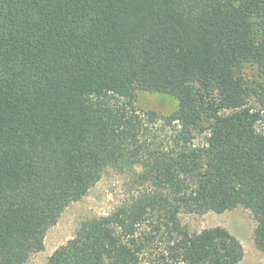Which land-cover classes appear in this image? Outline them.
I'll return each mask as SVG.
<instances>
[{
  "label": "trees",
  "instance_id": "16d2710c",
  "mask_svg": "<svg viewBox=\"0 0 264 264\" xmlns=\"http://www.w3.org/2000/svg\"><path fill=\"white\" fill-rule=\"evenodd\" d=\"M139 91L178 107L141 111ZM136 165L148 191L46 264H238L226 229L179 218L238 207L264 253V0H0V264H25L108 168Z\"/></svg>",
  "mask_w": 264,
  "mask_h": 264
},
{
  "label": "rangeland",
  "instance_id": "374dc122",
  "mask_svg": "<svg viewBox=\"0 0 264 264\" xmlns=\"http://www.w3.org/2000/svg\"><path fill=\"white\" fill-rule=\"evenodd\" d=\"M237 74L247 85L258 80L256 68L250 65H243ZM135 106L141 111L169 115L177 109L178 104L169 95L139 91L136 93ZM201 142L202 138L196 140V143ZM141 173L139 165L108 168L86 196L71 203L63 211L57 222L47 230L44 249L33 254L25 264H46L60 246L74 237L78 225L84 219L107 215L117 206L147 192L149 185L142 180ZM179 218L191 233L215 227L226 229L243 248V258L238 264H264V253L254 245L255 222L244 208L238 207L221 214H180Z\"/></svg>",
  "mask_w": 264,
  "mask_h": 264
}]
</instances>
